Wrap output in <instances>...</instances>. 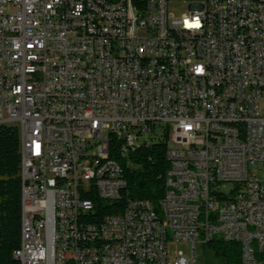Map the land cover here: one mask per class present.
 <instances>
[{
	"label": "built area",
	"instance_id": "obj_1",
	"mask_svg": "<svg viewBox=\"0 0 264 264\" xmlns=\"http://www.w3.org/2000/svg\"><path fill=\"white\" fill-rule=\"evenodd\" d=\"M0 124L19 129L21 264H208L215 237L264 264V0H0ZM159 139L156 208L126 171Z\"/></svg>",
	"mask_w": 264,
	"mask_h": 264
},
{
	"label": "trees",
	"instance_id": "obj_2",
	"mask_svg": "<svg viewBox=\"0 0 264 264\" xmlns=\"http://www.w3.org/2000/svg\"><path fill=\"white\" fill-rule=\"evenodd\" d=\"M134 154L138 168L126 171L130 195L148 199L157 208L165 190L169 167L164 139L143 146ZM19 129L16 125L0 124V264H21L15 258L21 237V182L19 177ZM127 199L114 202V212L123 210ZM99 206H103L98 202ZM107 212H110L109 210ZM225 264L240 263V244L215 237L208 245Z\"/></svg>",
	"mask_w": 264,
	"mask_h": 264
},
{
	"label": "bare ground",
	"instance_id": "obj_3",
	"mask_svg": "<svg viewBox=\"0 0 264 264\" xmlns=\"http://www.w3.org/2000/svg\"><path fill=\"white\" fill-rule=\"evenodd\" d=\"M130 11H138V4H130ZM17 122V114H2V123ZM114 135V128L104 129V139H111ZM143 140H134V147H138ZM221 146H233L237 145L236 136H221ZM124 207H131V199H127Z\"/></svg>",
	"mask_w": 264,
	"mask_h": 264
},
{
	"label": "rangeland",
	"instance_id": "obj_4",
	"mask_svg": "<svg viewBox=\"0 0 264 264\" xmlns=\"http://www.w3.org/2000/svg\"><path fill=\"white\" fill-rule=\"evenodd\" d=\"M170 10L177 16L182 15L186 11V5L181 1H172L169 5ZM259 176H262V171H257ZM185 248L184 245L181 244H173L170 246V256L172 257L175 254L176 247ZM199 251V250H198ZM200 262H207L208 264H223L220 257H217L215 253L208 251L207 253H198Z\"/></svg>",
	"mask_w": 264,
	"mask_h": 264
}]
</instances>
